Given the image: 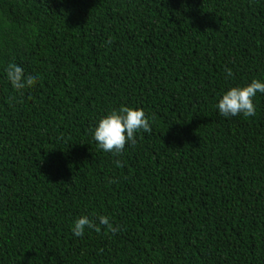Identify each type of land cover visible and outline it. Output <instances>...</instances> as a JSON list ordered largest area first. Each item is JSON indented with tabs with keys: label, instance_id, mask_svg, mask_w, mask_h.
I'll use <instances>...</instances> for the list:
<instances>
[{
	"label": "trees",
	"instance_id": "obj_1",
	"mask_svg": "<svg viewBox=\"0 0 264 264\" xmlns=\"http://www.w3.org/2000/svg\"><path fill=\"white\" fill-rule=\"evenodd\" d=\"M252 78L264 0H0V264H264V93L215 107ZM120 105L150 131L114 155L91 129Z\"/></svg>",
	"mask_w": 264,
	"mask_h": 264
},
{
	"label": "clouds",
	"instance_id": "obj_2",
	"mask_svg": "<svg viewBox=\"0 0 264 264\" xmlns=\"http://www.w3.org/2000/svg\"><path fill=\"white\" fill-rule=\"evenodd\" d=\"M5 76L9 84L17 92L38 81V73L26 71L16 63H10L5 69ZM257 93H264V79L252 78L247 83L228 86L221 91L215 103L218 113L227 118L236 116L251 117L255 115L253 97ZM143 130L150 131V121L143 109L130 105H120L117 108L107 110L99 116L91 129V135L97 146L104 152L119 154L125 144L135 143L136 134ZM97 225L106 226L115 232L110 218L103 214H97L95 218L81 214L71 222V233L77 237L82 236L86 229H95Z\"/></svg>",
	"mask_w": 264,
	"mask_h": 264
}]
</instances>
